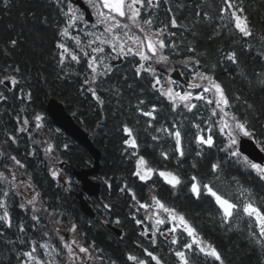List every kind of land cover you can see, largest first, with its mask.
I'll list each match as a JSON object with an SVG mask.
<instances>
[{"label": "trees", "instance_id": "trees-1", "mask_svg": "<svg viewBox=\"0 0 264 264\" xmlns=\"http://www.w3.org/2000/svg\"><path fill=\"white\" fill-rule=\"evenodd\" d=\"M232 2L242 3L246 9L253 36L241 37L239 33L231 35L227 29L221 30L224 23L219 15V9L224 6L222 0H160V7L149 11L159 21L167 22L175 15L179 23L187 25V29H169L176 33L168 39L178 46L177 59L196 56L205 71L211 69L229 97L231 107L226 111L235 112L247 120L256 139L264 140V88L258 84L264 75V41L260 39L264 35V0ZM66 8L65 0H8L7 7L4 0H0V80L15 77L18 81L10 90L0 84V93L6 97L0 99V153H3L0 171L9 178L12 172L16 176L15 188L0 181V199H4L3 190L10 192L7 204L12 220L11 228L0 222V232H3L0 236V264H17L23 259V252L29 251L34 244L38 249L40 242L57 246V223L62 222L76 225L85 243L91 245L94 242V252L108 264H122V255L123 264H127L125 251L132 249L129 239L122 242L105 229V224L120 227L123 223L129 234L127 238L132 237L128 217L146 216L143 209L137 211L139 205L136 201L151 203L153 195L185 214L201 236L221 252L225 264H264V248L249 238L246 221L233 220L229 230L222 226L212 202L206 197L197 199L190 192L191 176L196 175L203 181L213 179L210 166L221 162L222 176L216 181L217 187L234 192L237 184L232 178L235 177L239 185L254 193L257 202H264V181L221 150L227 138L219 131L220 116L212 115L215 105L194 100L197 108L192 112L182 107L172 111L170 103L152 88V78L147 73L138 77L132 65L123 69V73L116 71L98 80L97 92L105 101L103 105L98 104L85 90L88 85L83 83L84 75L87 72L90 76L86 64H76L70 57L63 65L60 63L62 50L57 44L65 39L60 32L67 21ZM169 8L172 12H168ZM196 12L201 15L196 16ZM205 12L210 19H205ZM217 31L220 35L215 34ZM12 40L17 41L15 46L11 44ZM83 42L87 43V39ZM66 44L75 49L71 39ZM190 45L196 49L195 53L187 51ZM230 51L237 54L236 64L225 58ZM212 65L216 67L212 69ZM51 97L64 104L102 154L97 177L102 183L100 198L91 201L96 214L94 220L84 217L78 209L74 199L79 188L76 181L69 175L64 182H57L51 175L50 168L52 171L55 167H50L49 162L64 161L69 169L87 168L92 164L87 152L57 130L46 116L45 103ZM140 100L145 103L140 105ZM153 105L157 108L155 120L143 116L138 110L139 106L149 111ZM37 114L43 118L39 129L34 120ZM25 118L30 123L27 130L21 132L19 129L25 127ZM125 124L134 129L138 154L154 168L178 173L184 181L182 185L173 189L158 175L147 183L133 175L137 157L132 156L134 150L123 143ZM197 124L199 130L195 127ZM173 125L179 126L182 132L185 152L182 158H178L174 151V139L161 130H172ZM197 134L205 138L212 135L214 145H198ZM10 135L15 136V142L9 139ZM153 136L159 139L153 140ZM49 145L52 146L50 152L46 151ZM162 151L168 153L167 160L161 156ZM197 152L201 155L197 156ZM13 155L21 161L23 168L11 161ZM65 172L69 174L70 170ZM27 189L31 199L36 198L35 205L25 201L23 194H28ZM133 192L136 200L132 199ZM21 204L25 205L24 209ZM26 207H46L51 211L29 212ZM2 214L3 209H0ZM33 215L40 218L39 223L32 220ZM21 224L24 232L19 231ZM181 239L183 241L184 236ZM163 259L170 264L166 257ZM173 264H177L175 259Z\"/></svg>", "mask_w": 264, "mask_h": 264}, {"label": "snow or ice", "instance_id": "snow-or-ice-1", "mask_svg": "<svg viewBox=\"0 0 264 264\" xmlns=\"http://www.w3.org/2000/svg\"><path fill=\"white\" fill-rule=\"evenodd\" d=\"M222 2L224 6L219 9L220 20L224 21L221 25V30L227 29L231 35L239 33L241 37L253 36L254 32L250 25L249 17L245 15L246 9L242 6V3L237 5L232 0H222ZM86 3L91 9L90 15L94 17V22L86 19L85 12L79 7L74 6L73 0H70L68 10L64 12L67 21L60 35L71 39L75 45V49H71L66 43H58L57 48L62 50L60 54V63L62 65L65 59L69 57L76 64H81L82 62L86 64V68L90 70V76L86 72L83 83L88 85L85 90L91 94L95 101L100 105H103L105 102L97 92V87L99 86L98 80L102 77H107L111 73L114 67L111 61L117 59L126 60L131 57L136 61V75L139 77L142 73H147L151 76L153 78L151 83L152 88L159 91L160 96L170 103L172 111H176L182 107L188 112H192L193 109L197 108V104L193 103L194 100L204 101L207 105H215L212 109V115L220 116L219 131L227 138V143L221 150L225 151L229 158H236L238 162L242 163L252 172H255L264 181V162H256L240 150L241 140L248 138L254 141L261 153H264V140L256 139L255 132L250 128L247 120L241 119L235 112L226 111V109L231 107L229 97L222 84L215 78L211 69L209 71L200 70V59L196 56H188L179 62L188 71L192 72L191 77L187 80L185 90H180V83L171 77L166 81L167 87L161 83V77L155 65L166 66L170 62L171 54H179L176 51L177 44L168 39L175 36L176 33L169 29L182 27L187 29V25L179 23L175 15H172L167 22L159 21L158 17H154V14L149 9L159 8L160 0H86ZM4 6H8V0H4ZM145 12H147V16H145ZM168 12H172V9L169 8ZM200 15V12H196V16L199 17ZM204 17L205 19H210L207 12L204 13ZM81 25L83 27H80ZM76 28H79L83 36L88 38L87 43L83 42L81 35L72 34L71 30ZM215 34L220 35V31H217ZM260 39L264 41V35ZM11 44L15 46L17 41L12 40ZM166 50H168L167 53ZM187 51L195 53L196 49L190 45ZM225 58L233 64L238 62L235 51L228 52ZM189 65H192V67L189 68ZM215 67L216 65H212V69ZM168 70L174 71L175 69L170 68ZM179 74L185 76L187 72H180ZM5 81H10L13 86L18 83L15 77H5L4 80H0V84H4ZM258 84L261 88H264V75L258 80ZM195 90L200 91L196 92ZM28 96L30 98L31 94L29 93ZM0 99H6V97L0 93ZM144 103V100L139 101L140 105ZM248 107L251 108L252 105H248ZM138 110L143 116L150 117L152 120L156 119L155 113L157 112V108L155 105L149 111H144L139 106ZM42 119L39 114L35 115L34 120L37 129L42 127ZM29 123V120L25 118L23 120L25 127H21L19 131H26V126ZM195 127L198 130L200 129L199 124L195 125ZM122 130L126 136L123 143L128 148L133 149L134 151H132L131 155L137 157L133 172L135 177L147 183L154 175H158L173 189L178 188L184 183L178 173L171 170L154 168L143 155L138 154L136 151L138 149L137 138L132 127L125 124ZM161 130L167 132L174 139V151L178 153V158L184 157L182 132L179 126L173 125L172 130L168 128H162ZM152 138L153 140L159 139L157 136H153ZM9 139L15 142L16 138L10 135ZM196 142L198 145L206 144L209 147H212L215 143L212 135H208L205 138L199 134L196 135ZM46 151H52V146L49 145ZM2 155L3 153H0V156ZM196 155L199 156L201 153L197 152ZM161 156L165 160L169 158L167 152L162 151ZM10 159L15 165L21 168L24 167L16 156H10ZM210 172L213 179L208 181L200 180L196 175L191 176L190 192L197 199L206 197L212 202L217 209L222 226L228 227L229 230H231L233 220L246 221L249 238L261 248H264V202H257L254 198V193L250 189L239 185L235 177L232 178L237 184L234 192L217 187L216 181H220L222 176L221 162L212 163ZM52 175L55 177L58 173L53 171ZM15 180L16 176L14 172L11 173V179H9L5 175V172L0 171V181H5L12 188H15ZM9 195L10 192L8 190H3L2 196L4 199H0V209H3V214L0 215V222H3V225L7 228L12 227V220L7 204ZM36 196H39V193H36ZM131 196L133 200H136L134 192ZM35 199L33 197L27 203L35 205ZM136 202L139 205L137 211L143 209L147 219L152 221L151 250L149 247L139 245L142 247L143 255L137 256L129 253L126 257L127 261L132 262V264H166V261L155 250L157 247L156 237L159 234L168 241L170 245L169 252L175 257L177 264H209V261L212 264H225L221 252L211 242L206 241L201 236L199 230L187 219L185 214L166 205L155 195L151 197V203H141L138 200ZM20 207L24 208L25 205L21 204ZM105 207H108V205H105ZM37 211H40V209L33 207V212ZM39 219L36 215L32 216V220L37 223H39ZM135 222L137 225H141L143 224V219H136ZM19 231H25L23 224L19 226ZM56 231L58 246H53L49 243L39 245L40 248L45 250V256L59 257L61 252L66 250L69 264H76L77 260L79 264H88V261L94 259L90 251V248H94V242L89 246H84L75 238L68 240L64 235L59 233V230ZM76 231V225H73L69 229L71 233H75ZM141 235L148 236L149 230L146 228ZM0 236H3V232H0ZM183 236H186L187 239L182 241L181 237ZM59 245H62V247ZM177 245L179 247H171ZM37 251L38 249L34 244L30 251L22 253V256L27 258L26 264H56L54 259H49L46 262L39 258L36 255ZM112 264H115V262H112Z\"/></svg>", "mask_w": 264, "mask_h": 264}, {"label": "water", "instance_id": "water-1", "mask_svg": "<svg viewBox=\"0 0 264 264\" xmlns=\"http://www.w3.org/2000/svg\"><path fill=\"white\" fill-rule=\"evenodd\" d=\"M74 4L79 5L81 9L85 11L86 19L91 22L88 10L79 1H76ZM174 77L178 79L177 76ZM5 84L9 86V83ZM45 112L52 124L61 129L68 137L84 148L93 160L92 168L79 171L73 170L72 175L81 184V192L76 195L81 212L89 218H94V213L89 207L88 201L83 198V195L87 194L90 197H97L99 194L100 183H94L90 178L99 173L101 153L94 147L88 134L75 124L71 116L66 113L63 105L59 104L56 100L50 99L45 105ZM240 150L256 162H264V156L256 149L251 141L242 139L240 142ZM112 230L115 231V229ZM117 235H119V233H117Z\"/></svg>", "mask_w": 264, "mask_h": 264}, {"label": "rangeland", "instance_id": "rangeland-1", "mask_svg": "<svg viewBox=\"0 0 264 264\" xmlns=\"http://www.w3.org/2000/svg\"><path fill=\"white\" fill-rule=\"evenodd\" d=\"M53 171H56V172L58 173V175L55 176V178L58 180V179L61 177L59 171H57L56 169H54ZM53 171H52V172H53ZM37 256H38L39 258L45 260L46 262H47L49 259H54V260L56 261V264H61V262L58 261V260L56 259V257H54V256H53V257H49V256H41V255H37ZM23 264H26V263H23ZM66 264H69V261H67ZM76 264H79V263H76Z\"/></svg>", "mask_w": 264, "mask_h": 264}, {"label": "flooded vegetation", "instance_id": "flooded-vegetation-1", "mask_svg": "<svg viewBox=\"0 0 264 264\" xmlns=\"http://www.w3.org/2000/svg\"><path fill=\"white\" fill-rule=\"evenodd\" d=\"M122 231H123V228H122ZM122 242H123V239H122ZM134 243H135V241L129 239V244H130V245H133ZM134 249L137 250V251H138V250H141L140 247H138V246H134ZM131 251H132V250H129V249H128L126 252H131ZM122 264H123V255H122Z\"/></svg>", "mask_w": 264, "mask_h": 264}]
</instances>
